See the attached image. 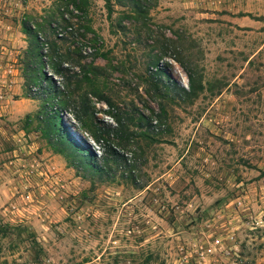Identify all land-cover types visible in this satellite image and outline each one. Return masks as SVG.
<instances>
[{"label": "rangeland", "instance_id": "1", "mask_svg": "<svg viewBox=\"0 0 264 264\" xmlns=\"http://www.w3.org/2000/svg\"><path fill=\"white\" fill-rule=\"evenodd\" d=\"M136 8L147 17L132 23ZM0 11L31 24L45 54L33 58L23 32L19 91L0 90V264H264V0H0ZM52 42L89 76L64 103L43 94L47 81L24 84L44 68L59 85ZM160 52L176 89L149 66ZM188 71L191 96L178 88ZM106 100L133 113L117 133L131 144L109 131ZM54 123L89 158L68 161Z\"/></svg>", "mask_w": 264, "mask_h": 264}, {"label": "trees", "instance_id": "2", "mask_svg": "<svg viewBox=\"0 0 264 264\" xmlns=\"http://www.w3.org/2000/svg\"><path fill=\"white\" fill-rule=\"evenodd\" d=\"M72 3L74 5L77 6L78 4V0H72ZM137 11H131L128 12V16L127 19L130 22H136L139 21V19H146V10L140 9V8H136ZM136 14V16H135ZM144 25V23H143ZM22 27H23V32L25 34L31 35L34 38V53L32 54L33 58L36 59H42V57L45 56V54L42 51V48L39 46L38 43V37L34 34V30H33V26L31 24H28V22L23 21L22 22ZM50 47V56H51V65L52 68L54 70V72L56 74H58L61 78V82H59V85H56V82L53 80V78L48 75L45 71V69L43 68L41 71H39L37 74L30 76L29 74H27L26 72L23 74V78H24V84L25 86H27L28 88H30V84L37 80H44L49 82L48 87L50 89H45L44 91V95H51L53 97H55L56 99H60V103H64L65 99L62 97H66V92L65 90L69 87V85H71L72 80L77 79L79 76L84 77L85 79H89L88 74L84 73V65L80 64L79 62L76 63V61L74 60L73 63L75 65H77L79 67L78 70H74V67L72 68L71 66H69L70 64L67 62V60L72 59L70 58V54H63L62 52H60L58 45L55 42L51 43ZM32 52V51H31ZM77 54V57L80 58L82 57L81 53H75ZM97 56H101V57H105V54L100 53V52H96L95 53ZM162 53H155L153 54V56H151V60L149 62V66H154L156 67V71L153 73L155 74V79L157 80V82L160 83H164V80L168 83H164L166 84V91H169L170 86L173 87L174 89L177 88V84L174 81V79L172 78V76L169 73H166V71L161 70V68L158 67V63L159 60L161 59ZM67 59V60H66ZM39 62V61H38ZM34 67L37 68V65L34 64ZM93 69L96 71L94 73H92L93 76L99 75V71H98V66L95 65V67H93ZM35 69H33L34 71ZM187 73V77L189 80V87L188 89L184 88L183 86L178 87L180 90L181 94H184L186 96H191L193 94L192 90H193V76L192 74L188 71ZM165 77V79L163 78ZM108 102V104L114 109L115 113L112 114L114 119H115V126H113L109 131H113L114 132V136L118 141H120V143H122L123 145H127V144H131L134 140L133 137L135 136L133 134V132H128L126 130L124 136H118L117 133L119 131H122L125 128H128L127 125L128 123L132 122L134 120L133 117V113H129L126 112L125 110H122L119 107H114L109 100H106ZM83 105L85 104V100L82 101ZM85 107V105H84ZM88 107V106H87ZM86 107V108H87ZM120 115H127L125 116L124 122L119 120V116ZM53 117V116H52ZM127 121V122H125ZM140 121V118H139ZM46 123V130L47 127L48 129H51V127L48 125L49 123H51V120L49 118V116H47V119L45 120ZM52 127L55 128L54 134H49V135H53L51 140L53 141V145H58L59 147V151L61 153H64L66 158L68 159V161L75 163H81L84 162L88 157L87 153L89 152L88 149L86 148V145L84 142H81L80 140H78L77 138H75V136H73L70 132H68L64 126L59 123V124H50ZM51 133V132H50ZM113 134V133H112ZM92 139L95 142H100V139H102L100 136H97L96 134L92 135ZM122 141V142H121ZM113 147V146H112ZM110 148V157L111 160L114 163L117 164H121L123 163L126 158L124 157V154H122L119 150H117L116 148ZM104 160L105 165H108V161L109 158L106 157H102ZM106 171V170H105Z\"/></svg>", "mask_w": 264, "mask_h": 264}, {"label": "crops", "instance_id": "3", "mask_svg": "<svg viewBox=\"0 0 264 264\" xmlns=\"http://www.w3.org/2000/svg\"><path fill=\"white\" fill-rule=\"evenodd\" d=\"M13 6H9L8 13H12ZM2 11H0L1 13ZM237 21V20H233ZM0 90L2 85H5L7 89H13L12 91H19L16 83L21 77H16L17 70L14 68V59L16 53H19L21 49L26 46V39L23 32L20 30V24L14 27L8 24L4 19L0 18ZM6 90V89H5ZM10 91L2 92L0 95V101L10 96Z\"/></svg>", "mask_w": 264, "mask_h": 264}]
</instances>
